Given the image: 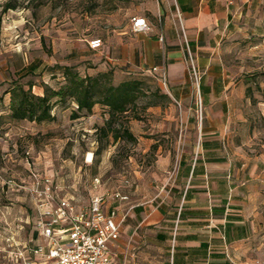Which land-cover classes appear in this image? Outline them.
I'll list each match as a JSON object with an SVG mask.
<instances>
[{"label": "rangeland", "instance_id": "rangeland-1", "mask_svg": "<svg viewBox=\"0 0 264 264\" xmlns=\"http://www.w3.org/2000/svg\"><path fill=\"white\" fill-rule=\"evenodd\" d=\"M7 1L16 8L5 10ZM143 3L0 0V264H19L8 257L10 244L33 235L32 223L26 220L37 215L33 190L42 177L54 179L61 197L74 193L84 205L91 199L96 176L104 182L102 191L122 186L128 192L137 187L147 192L176 172L185 152V136L195 138L196 129L185 132V109L190 126L217 121L225 125L231 140L239 143L237 149H229L232 155L238 151L247 158L253 147L264 152V0H247L222 44V72L231 82L228 92H234L235 99L208 102L203 94L204 74L199 94L191 66L194 97L187 108L185 102L171 98L158 74L114 69L105 57L114 29L126 24ZM94 38H102L104 45L93 49ZM103 62L107 67L103 71H113L115 84L128 79L143 82L135 105L112 123L110 109L101 104L74 117L78 107L70 99L55 106L51 121L12 117L9 91L17 80L27 87L32 84L33 92L43 95L45 85L58 89L65 82L63 71L55 65H74L83 74L95 75ZM88 158L92 161L86 163ZM257 223L249 252L254 264H264V204ZM135 238L139 236L129 240L131 248H137ZM148 245L144 246L147 254Z\"/></svg>", "mask_w": 264, "mask_h": 264}, {"label": "crops", "instance_id": "crops-1", "mask_svg": "<svg viewBox=\"0 0 264 264\" xmlns=\"http://www.w3.org/2000/svg\"><path fill=\"white\" fill-rule=\"evenodd\" d=\"M246 3L144 0L133 17L146 18L151 29L134 30L132 17L114 29V41L106 45L105 57L114 69L158 74L161 82L166 75L167 93L185 102V108L194 97L193 65L204 74L203 94L208 102L234 100V92H228L231 82L227 83L222 72L221 49ZM105 64L99 65V71L107 69ZM217 112L223 115L222 110ZM185 121V132L196 129L195 138L185 136L178 170L147 192L140 187L124 190L129 194L123 203L127 218L112 246L114 258L122 264H254L249 251L264 204V152L253 147L247 158L238 151L232 155L229 149H237L239 143L231 140L220 121L190 126L188 109ZM118 203L110 200L107 208ZM37 217L38 210L33 219L28 215L26 220L32 223L33 235L10 244V261L23 264L17 256L22 247L44 243L35 228ZM131 233L139 236L135 238L137 248L129 245ZM148 242L147 254L144 246ZM33 259L49 262L42 255Z\"/></svg>", "mask_w": 264, "mask_h": 264}, {"label": "built area", "instance_id": "built-area-1", "mask_svg": "<svg viewBox=\"0 0 264 264\" xmlns=\"http://www.w3.org/2000/svg\"><path fill=\"white\" fill-rule=\"evenodd\" d=\"M132 21L136 31L151 29L146 18L133 17ZM103 45L102 38L90 41L93 49ZM192 67L195 87L201 94L202 74L196 66ZM161 79L167 84L166 75ZM128 182L129 179L125 180V183ZM103 186L101 177L96 176L92 183L91 199L83 205L74 193L61 197L54 179L42 177L33 192L38 199L35 228L45 241L24 246L17 253L23 264H43L34 261L33 257L37 255L45 256L49 261L47 264H122L115 260L112 246L119 239L127 218L123 203L129 200V194L122 186L113 191H102ZM110 200L119 203L108 209Z\"/></svg>", "mask_w": 264, "mask_h": 264}, {"label": "trees", "instance_id": "trees-1", "mask_svg": "<svg viewBox=\"0 0 264 264\" xmlns=\"http://www.w3.org/2000/svg\"><path fill=\"white\" fill-rule=\"evenodd\" d=\"M5 10L16 8L11 1H7ZM65 82L56 89L51 85H45V92L39 95L33 92V85L27 87L20 81H16L11 90V111L15 119H28L39 123L55 119L53 113L55 106L73 100L77 104V112L74 117H79L78 112L87 110L92 112L98 104L110 109L112 123L119 114L129 111L131 105H135L141 93L143 82L139 79L124 80L119 84L113 82V71H100L93 75L83 74L74 65H60ZM124 133L133 137V134L125 129ZM119 137V134L116 135Z\"/></svg>", "mask_w": 264, "mask_h": 264}]
</instances>
